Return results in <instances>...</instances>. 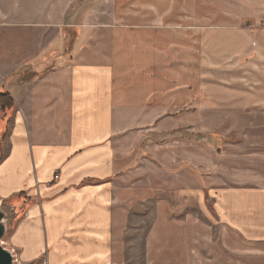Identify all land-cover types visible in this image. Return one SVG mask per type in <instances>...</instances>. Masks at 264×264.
I'll use <instances>...</instances> for the list:
<instances>
[{"label":"crops","instance_id":"0c3cea01","mask_svg":"<svg viewBox=\"0 0 264 264\" xmlns=\"http://www.w3.org/2000/svg\"><path fill=\"white\" fill-rule=\"evenodd\" d=\"M103 2L109 10L96 9ZM132 2L0 0V29L5 30L0 39V74L4 73L0 94L6 93L13 102L10 109L1 111L9 114L11 125L0 138V147H4L0 202L13 203L20 212L14 218L15 246L24 262L45 251L46 264H114L135 220L136 203L152 202L157 214L165 199L152 187L134 182V163L148 157L144 146L152 126L161 132L168 113H181L188 106L191 113L198 110L200 47L206 51L202 56L212 62L202 66L215 72L231 69L226 68L229 62L215 64L213 45H209L221 32L240 35L233 40L240 45L235 56L242 64L251 61L256 67L264 60L260 50L244 51L248 40L256 43L251 38L257 32L255 26L264 40V24L259 27L256 22L263 14L229 13V18L239 20L236 24L200 30L197 22L165 25L161 20L166 13L153 16L150 0L142 1L141 11L129 9ZM238 2L262 5L264 10V0ZM124 6L128 8L122 17L119 8ZM190 18L197 20L198 16ZM204 31L211 35L199 47ZM187 34L191 37L184 40ZM56 45L62 51L59 58L39 63V52L54 51ZM168 49L174 51L180 66L172 79L167 74ZM183 50L190 52L186 59ZM185 60L187 77L183 78ZM59 61L60 69H39L59 65ZM218 81L212 80L210 86L230 87L224 79ZM228 171L222 170L223 181L217 187L207 189L214 222L207 211L205 221H197L199 216L191 207L185 208L190 220L174 221L182 240L176 264H187L200 254L183 243L190 231V242L196 244L199 239L194 233L214 226L223 247L233 232L246 242L264 243V189L231 184ZM194 178L197 181L191 187L196 193L191 196L198 201L199 174ZM182 206L178 210L183 211ZM208 234L211 238L212 233Z\"/></svg>","mask_w":264,"mask_h":264},{"label":"rangeland","instance_id":"374dc122","mask_svg":"<svg viewBox=\"0 0 264 264\" xmlns=\"http://www.w3.org/2000/svg\"><path fill=\"white\" fill-rule=\"evenodd\" d=\"M132 1L128 5L129 9L141 11L143 0ZM150 2L152 15L156 16V12L166 13L167 17L161 21L168 26L190 25L197 22L200 30L222 28L239 21L229 18V13L233 15V12H236L237 16L239 12L244 14L253 11L263 14L260 20H256L259 21V27L264 24L262 5L250 7L239 4L238 0H150ZM127 8L125 6L119 8L122 17L126 15L123 11H127ZM96 9L109 10V4L98 3ZM191 15H197L198 19H191ZM251 21L253 24L255 19ZM256 27L258 26L253 30L257 32L251 36L257 39L256 43L253 45L254 40H248L244 51L260 50V53L264 54V40L258 34L260 29ZM4 32L5 30L0 29V39ZM205 32L203 34L200 32L199 47L210 38L211 34L206 35ZM187 35L183 36L184 40L190 39V34ZM235 37L240 35L229 36L221 32L214 36L213 44H209L213 45L211 51L215 55V64L230 63L226 68L231 69L225 70V73L202 66L212 62L202 56L206 51L200 47L198 110L195 109L191 113V107L188 106L184 107L181 113H168L164 118L166 128L161 132H157L158 128L154 129L155 126H152V135L147 142L149 145L144 146L148 157L134 163L136 165L134 182L143 187H152L157 196L159 193L161 199H165L162 200L158 215L155 214L152 202L136 203L135 220L124 235L125 241L119 250L120 258L114 260V264H176L178 247L181 246L182 240L179 236L180 228L174 221L181 219L185 221L186 218L190 220V211L185 208L191 207L193 208L191 212L199 216L197 221L203 223L206 219L204 213L207 211L214 222L215 215L208 202L207 189L208 186L217 187L218 182L223 181L222 170H229L231 173V184H249L254 185L250 186L251 188L264 189V60H260L261 64H257L256 67L251 61L242 64L243 62L235 56L240 50L238 42L233 40ZM1 44L0 41V47ZM58 46L56 45L54 51L39 52L37 56L39 63L46 62L47 58L48 60L52 57L59 58L62 51L57 49ZM189 54L190 52L183 50L184 59ZM167 55V74L168 78L172 79L176 70L180 72V66H177L179 62H175L173 58V50L168 49ZM183 62L182 73L185 78L186 60ZM62 66V62L59 61V65L56 62L48 67L40 66L39 69L57 70ZM1 75L4 73L0 74V79ZM214 79L217 81L224 79L230 87L210 86ZM1 111L3 109H0V138L4 133L6 135L11 125L9 114H5L6 112L1 114ZM5 135L2 136V140ZM224 140L230 141V144L223 143ZM211 141L215 148L210 146ZM3 155L4 147H0V158ZM195 173L199 174L198 201L191 196L192 193H196L194 186L191 187L197 181L194 178ZM239 179L246 183L238 182ZM3 203L5 202L2 204L0 202V205L3 206ZM181 204L183 211L178 210ZM8 216L9 228L2 241L4 246L14 253V264H46L45 251L36 259L27 262L21 259V250L15 246V219L12 212L8 213ZM211 228L210 231L205 228L202 233H194L198 234L199 244L190 242L191 231L186 233L187 238L183 243L189 247V251H200V254L196 253V257L190 258L187 264H264V243L246 242L243 237L233 232L226 238L223 247L217 227ZM188 229L191 230V227ZM209 232L212 233L211 238Z\"/></svg>","mask_w":264,"mask_h":264},{"label":"water","instance_id":"95a60500","mask_svg":"<svg viewBox=\"0 0 264 264\" xmlns=\"http://www.w3.org/2000/svg\"><path fill=\"white\" fill-rule=\"evenodd\" d=\"M10 211L0 205V264H14V253L3 244V236L9 228V216Z\"/></svg>","mask_w":264,"mask_h":264},{"label":"trees","instance_id":"16d2710c","mask_svg":"<svg viewBox=\"0 0 264 264\" xmlns=\"http://www.w3.org/2000/svg\"><path fill=\"white\" fill-rule=\"evenodd\" d=\"M12 105H13V102H12L11 98L6 93L0 94V109H3V110L10 109L12 107ZM3 135H5V133ZM19 195H21V194H19ZM11 205L3 204V206H5L10 211V213L12 212V215L15 218L16 215L20 214V212L19 211L16 212L15 204L11 203ZM20 211H21V209H20Z\"/></svg>","mask_w":264,"mask_h":264},{"label":"built area","instance_id":"2783aa9c","mask_svg":"<svg viewBox=\"0 0 264 264\" xmlns=\"http://www.w3.org/2000/svg\"><path fill=\"white\" fill-rule=\"evenodd\" d=\"M263 37H264V32H263ZM255 44V42H253V45Z\"/></svg>","mask_w":264,"mask_h":264}]
</instances>
